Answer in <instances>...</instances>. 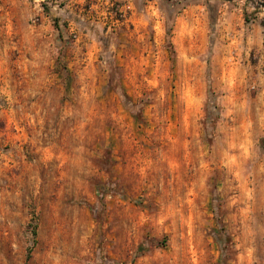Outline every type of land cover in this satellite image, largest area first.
<instances>
[{
    "label": "rangeland",
    "instance_id": "374dc122",
    "mask_svg": "<svg viewBox=\"0 0 264 264\" xmlns=\"http://www.w3.org/2000/svg\"><path fill=\"white\" fill-rule=\"evenodd\" d=\"M0 264H264V6L0 0Z\"/></svg>",
    "mask_w": 264,
    "mask_h": 264
},
{
    "label": "crops",
    "instance_id": "0c3cea01",
    "mask_svg": "<svg viewBox=\"0 0 264 264\" xmlns=\"http://www.w3.org/2000/svg\"><path fill=\"white\" fill-rule=\"evenodd\" d=\"M258 38V37H257ZM254 36L250 38L249 42L252 43L253 46H259L261 45V39H257Z\"/></svg>",
    "mask_w": 264,
    "mask_h": 264
},
{
    "label": "water",
    "instance_id": "95a60500",
    "mask_svg": "<svg viewBox=\"0 0 264 264\" xmlns=\"http://www.w3.org/2000/svg\"><path fill=\"white\" fill-rule=\"evenodd\" d=\"M227 1H229V0H227ZM249 1H251V2L257 1L261 6H264V0L262 2H259V0H249Z\"/></svg>",
    "mask_w": 264,
    "mask_h": 264
}]
</instances>
